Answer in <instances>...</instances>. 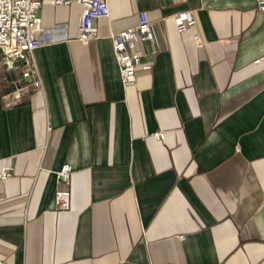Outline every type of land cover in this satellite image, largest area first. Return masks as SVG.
Instances as JSON below:
<instances>
[{
	"label": "crops",
	"instance_id": "1",
	"mask_svg": "<svg viewBox=\"0 0 264 264\" xmlns=\"http://www.w3.org/2000/svg\"><path fill=\"white\" fill-rule=\"evenodd\" d=\"M108 2L88 42L82 4L45 5L36 31L56 38L35 50L42 86L23 102L4 105L0 70V170L12 168L0 182V264H264L256 0ZM139 10L152 66L124 86L111 34ZM185 10L196 23L181 31L174 14ZM63 163L69 210L55 205Z\"/></svg>",
	"mask_w": 264,
	"mask_h": 264
},
{
	"label": "built area",
	"instance_id": "2",
	"mask_svg": "<svg viewBox=\"0 0 264 264\" xmlns=\"http://www.w3.org/2000/svg\"><path fill=\"white\" fill-rule=\"evenodd\" d=\"M71 2L82 4L78 38L81 42H88L96 37L94 21L109 14L108 0H0V70L7 73L10 89L2 95L4 105L11 106L26 100L32 90H39L42 86L38 66L35 62V50L42 43L55 39V35L47 34L45 30L36 31L40 20V13L47 4L66 5ZM257 9L264 17V0H256ZM176 27L184 30L193 26L196 19L191 10L174 14ZM135 24L125 26L111 34V41L115 58L118 62V73L124 86L135 84L139 69H150L152 64L141 60V43L152 42L154 32L151 29V19L146 10H139ZM60 27L64 32L63 25ZM199 36L195 37L197 44H202ZM158 138L165 133L155 132ZM73 166L63 163L56 171V179L65 185L55 191V205L59 210H69L70 196L68 188ZM11 166H4L0 170V182L10 178Z\"/></svg>",
	"mask_w": 264,
	"mask_h": 264
}]
</instances>
